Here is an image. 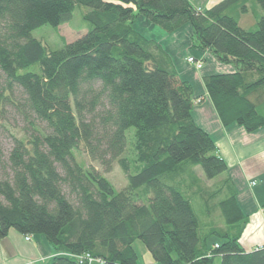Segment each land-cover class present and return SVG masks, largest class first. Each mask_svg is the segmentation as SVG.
<instances>
[{
  "label": "trees",
  "instance_id": "1",
  "mask_svg": "<svg viewBox=\"0 0 264 264\" xmlns=\"http://www.w3.org/2000/svg\"><path fill=\"white\" fill-rule=\"evenodd\" d=\"M245 1L202 11L188 0H0V102L15 105L18 92L39 125L14 138L0 178V240L11 230L43 236L52 256L42 264H88L85 256L137 264V240L157 264H264V245H241L248 217L232 181L208 194L196 189L189 170L213 180L228 167L192 119V86L132 27L138 18L167 33L189 25L191 48L236 70L203 78L222 125L252 133L264 127V0H254L262 10L254 32L232 16L247 11ZM77 7L87 30L75 41L51 51L33 37L67 24ZM81 149L105 172L115 162L126 187L115 191L78 163ZM196 196L216 202L224 226L206 231L215 214L201 224ZM209 236L220 243L210 248Z\"/></svg>",
  "mask_w": 264,
  "mask_h": 264
},
{
  "label": "rangeland",
  "instance_id": "2",
  "mask_svg": "<svg viewBox=\"0 0 264 264\" xmlns=\"http://www.w3.org/2000/svg\"><path fill=\"white\" fill-rule=\"evenodd\" d=\"M190 1L195 7H198L200 10L205 11L206 9H210L208 8L209 5L213 7L214 5L220 3L223 0H190ZM245 2H246L245 5L247 11L243 13L241 12V10H239V8H237L235 11L232 12V16L235 18L240 28L249 32H254L257 29V22L259 17L262 15V10L258 7V5L254 0H248ZM83 11H84L83 8L77 7L73 12L71 21H69L67 24L62 25L57 29L44 26L42 28L35 30L32 35L34 38L38 39L45 46H47L49 50L51 51L60 50L63 47V42L66 43L73 42L75 39L79 38L86 32L87 25L81 19V15ZM138 19L139 21L137 23H135L134 21L132 27H134L133 29L137 31L139 30L141 32L142 37H144L147 40L158 41V42L161 41L164 43L163 45L167 46L169 43L171 44L173 42V41H169L167 37L168 34L172 35L175 32H179L174 35V39L176 40L175 49L179 48L183 42L186 43V45L188 46L189 43H191L190 41L191 28L189 25H184L179 30L173 33H167L160 27L153 25L152 23L146 21L143 18H138ZM191 50L193 51L188 52L189 57L194 58L196 61H198L195 53L199 52V50L197 49H191ZM184 52L185 51H182L183 53L182 59L186 58V54ZM179 54H180V50H177L175 54L176 58H178ZM212 58L214 59L215 62H217V60L213 56ZM175 61H177V59ZM204 64L202 63V67L203 66L205 67L201 71H196L194 69L195 66L186 63L185 60L179 61L178 67L185 66L184 70L186 69L187 71H191L192 75H194L199 82L201 72L203 73V71H208L209 69H211V63L208 62V60ZM223 66H227V65L221 64L219 68L222 69L224 68ZM230 68H232V70L230 69L231 72L233 71L232 73L236 71L233 66H231ZM215 73H219L216 75L230 74V73H226L225 70H223V72L222 70L221 71L218 70V72ZM12 100L14 101L15 105L10 104L8 101L0 102V178H2L5 172H7L8 170L7 159L10 150L12 148L14 138H21L25 134H29L32 124H34V126L36 127L39 126L36 120H34L32 116H28L26 114L24 108L22 107L23 105L22 96L18 92L17 94H14ZM262 111L264 112V109H262ZM133 131H134L133 129H130L127 132V136L130 137ZM129 148L132 150V144L129 145ZM74 156L76 161L81 165H83L84 167H91L95 171L103 174L104 177L114 187L115 191H120L126 187L127 185L126 178L124 177L122 171L115 162L112 164L110 171L105 172L97 162H93L88 158V156L84 153L83 149L74 152ZM189 171H192L191 175L192 174L194 175V177L193 176L192 177L199 182L196 183V187H197L196 189L198 188L201 189L202 191L201 193L208 194L215 191L218 185L222 181L228 178V177L225 178L227 176V172H225L224 174L219 175L213 180H206L199 167H195ZM192 203H194V210L198 218L200 219V221H202L201 224H203L204 221H205L204 223H208L207 211H210L211 213L214 212L215 219H213L212 222L210 221V226H207L206 231L212 226L213 227L224 226V220L219 210L211 209L212 205L216 203L215 201L211 202L208 206H206L204 202L200 201L198 199V196H196L195 198L192 199ZM16 234L18 236H21L14 230H11L8 237L0 240V256L4 253L9 254L13 250L15 251V249H18L19 251L20 245H17L16 243V236H17ZM20 239L21 241H23V236H21ZM37 239H39V241L41 240L40 241L41 246L39 243L38 246H40L41 248L39 249L40 252L42 253V256L43 257H48V255L50 256L52 254V249L48 244V242L45 240V238L41 235L30 236L29 240L32 243L31 242L23 243L22 244L23 248L25 249L31 248L33 245L36 244ZM215 243H220V240L217 237L209 236V238H207L206 240V244L210 248H212V246L215 245ZM133 248L138 256L137 264H157L156 262L153 261L150 254L146 250L145 246L140 241L138 240L135 241L133 244ZM50 257H48L47 259H49ZM98 262L99 261L91 262L88 264H100ZM213 264H220V258L219 257L215 258Z\"/></svg>",
  "mask_w": 264,
  "mask_h": 264
},
{
  "label": "crops",
  "instance_id": "3",
  "mask_svg": "<svg viewBox=\"0 0 264 264\" xmlns=\"http://www.w3.org/2000/svg\"><path fill=\"white\" fill-rule=\"evenodd\" d=\"M188 1L191 3L190 0ZM195 8L199 9L198 7ZM208 8L211 9L212 6L209 5ZM138 21L139 19H136L135 23ZM135 31L141 35L139 30ZM176 33L179 32H175L172 35L168 34L167 37L169 41L173 42L171 44L169 43L167 46L163 45L164 43L161 41L154 42L159 44L162 50L170 57L178 77L182 81H187L192 86V119L197 127L211 137L216 146L217 154L228 166L227 176L225 178L228 177L232 181L237 191V203L239 208L241 212L248 217L247 226L240 238L242 247L245 250H251L255 247L262 246L264 245V127L255 132L247 133L243 128L237 127L236 125H231L229 127H224L222 125L209 95L204 88L203 78L219 74L215 73L218 72V70H222V72L225 70L226 73H232L233 71H230V69L232 70V68H230L231 65L223 66L224 68L220 69L219 66H221V64L214 61L211 56L212 54L206 50L197 49L199 52H196L195 55L198 62L204 64L208 60V62L211 63V69L203 71V73L201 72L198 82V79L192 75L191 71L184 70L185 66L178 67L179 61H186L188 58H191L188 52L193 51L191 50L193 48H191V43H189L188 46L183 42L179 48L175 49L176 40L174 39V35ZM177 50H180V57L178 56V58H176L175 55ZM182 51H185V59H182ZM176 59L177 61H175ZM204 67L205 66H201L199 70L195 67L194 69L196 71H201ZM20 237L21 236L18 235L16 236V243L20 245L19 251L15 249V251L13 250L14 252L12 251L9 254H2L0 256V264H42L44 260L52 256V254L50 256L48 255V257L42 256L40 252L41 240L39 241V239H37L38 242L36 241L35 245L25 249L22 244L31 241H26V237H23V241H21ZM38 243L40 246H38Z\"/></svg>",
  "mask_w": 264,
  "mask_h": 264
},
{
  "label": "built area",
  "instance_id": "4",
  "mask_svg": "<svg viewBox=\"0 0 264 264\" xmlns=\"http://www.w3.org/2000/svg\"><path fill=\"white\" fill-rule=\"evenodd\" d=\"M186 62H187L188 64H190V65H194L195 68L198 69V70H199V69L201 68V66H202V64H201L200 62L195 61L193 58H188V59L186 60ZM25 239H26V241H29V238H28V237L25 238ZM85 259L88 261V263L96 262V260H93V259L89 258V256H85ZM98 263H100V262H98Z\"/></svg>",
  "mask_w": 264,
  "mask_h": 264
}]
</instances>
